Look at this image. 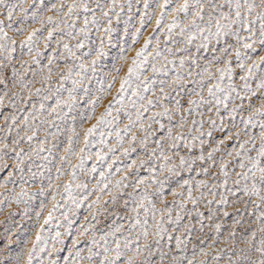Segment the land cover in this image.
I'll use <instances>...</instances> for the list:
<instances>
[{
  "label": "rangeland",
  "instance_id": "obj_1",
  "mask_svg": "<svg viewBox=\"0 0 264 264\" xmlns=\"http://www.w3.org/2000/svg\"><path fill=\"white\" fill-rule=\"evenodd\" d=\"M38 2L39 0H37ZM64 2L70 3L71 0H64ZM159 2H162V0H159ZM179 2L182 3L183 0H179ZM29 3H31V0H27L24 7L27 8ZM59 3L60 0H44L45 6L40 10L39 17L36 20L29 18L24 21L23 25H13V28L23 27L24 31L22 33L8 31V35L16 41V44L15 51L11 53L13 59L6 69V73L11 76L13 68L18 73L17 83L13 87L10 82L9 87L12 92H19L28 103H21L20 98L16 97V108L13 109L7 106L9 105V98H5L4 115H15L17 117V124L12 125L10 133L4 124L3 116L0 115V129H3L0 130V144L7 142L9 149H11L13 147L12 139L19 140L20 137H25L15 146V150L18 152L23 149L26 154L24 156L25 163L22 166L24 171H14L11 179L8 178V173L13 172L11 165L16 162L15 152L9 150L7 155H4L3 159L0 160V165L4 163L10 165V167L0 171V261H3V264H26L27 254L41 228L44 229L42 235L47 240L49 249L52 248V237L55 236L56 232L59 231L62 234L60 239L64 241L65 251L60 255L65 256L67 255L66 249L71 247L72 239L83 241L92 238L93 235L99 239L101 233L109 232L119 224H124L126 227L127 217L130 213L125 210L124 202L128 199L127 194L132 192L133 189L132 187L124 188L123 185L134 184L137 179L143 178L146 184L140 185L139 191L147 187L148 192L151 193L158 187V185L148 186L152 177V173L149 171L151 168L156 169L155 175L157 178L163 180L165 177H169L165 181V195L163 197L169 203L173 200L171 192L182 191L180 184L184 180H191L194 183L196 180L209 179L203 174L196 175V172L200 169L199 161L193 165L194 171L191 172L188 171L187 167H178L177 175L167 172L161 173L159 166L164 161L158 159L160 149L154 143V140L159 138V133L155 137L149 136L146 146L140 144V139L143 138L144 133L140 131L139 125L133 127L127 135L123 133L122 130L129 124L128 116L125 113L130 112L132 120L136 119L135 109L131 106V101L135 97L131 95V90L125 94L122 104H114L111 116L106 117L108 123L101 125L97 132L89 138L90 142L87 147H85L84 132L97 123L101 114L108 107V102L117 96L120 80L126 75L127 68L135 58L136 51L143 46L144 40L148 36H153V45L148 49L149 62H152L155 56L154 49L157 39L159 40V49L164 53V56H167L168 60L176 61L175 67L171 64L167 66V75L161 73L155 76L157 83L154 87L157 89L158 96V90L161 86L160 81L168 82L164 85V88L165 92L169 93V98L162 100V103L169 109L175 107L177 99L181 101L185 108L188 107V99H199L191 91L192 88L196 87L195 84H189L187 91L177 89L175 92L169 85L175 78L176 73L186 77L185 83L190 80H198L199 77L196 74L202 72L204 67L209 65L213 55H220L218 51L214 52L213 49L221 47L222 42L218 45L215 38H212L208 42V50L201 49L197 53V45L201 43V40L197 38L190 47L191 59L187 58L188 53H176L173 56L166 52L165 48L175 49L177 45L172 43L165 45L166 29L165 31L153 32L155 16H153L150 23L141 28L140 17L144 11L143 0H131V10L128 7L129 0H117L118 6L115 13L119 15L110 14L111 25L99 12L96 13L98 22L93 24L92 14L89 13L86 34L79 32V29L84 27L85 14L83 12H80L79 19L73 17L76 25L74 29L68 28L64 24L53 25L47 23L48 16H52L54 20L58 19L57 13L49 11V9L52 4L59 6ZM92 6L95 7L94 4ZM138 8L139 11H137ZM148 11L158 13L159 9L153 3ZM171 19L172 15L166 16L164 25L169 24ZM108 28H111V31H106ZM37 29L39 31L36 32L31 45L25 44L24 47H21V41H26L27 36ZM137 29H141L140 35L133 42ZM49 31L53 33L50 39L48 38ZM69 33L72 34L69 35ZM174 39L181 41L179 47H184L180 36L174 35ZM230 42L234 43V40ZM78 43H82L83 47H76ZM65 44L69 46L70 51L65 49ZM101 51L103 55H100ZM6 55L7 53H0V56ZM181 55L185 56L183 68L179 66ZM164 56L157 59L158 66L159 63L164 62ZM255 58L253 56V59ZM192 60H195V64L192 63ZM93 61H95L94 65ZM247 63L251 64L252 61H247ZM220 66L222 65L213 64L210 70L215 72V69ZM233 67L235 68V61H233ZM117 68L120 69L119 73L116 72ZM189 70L192 72L191 77L187 76ZM245 74L246 70L241 72L236 68V74L232 81L238 91H241V95H244L241 90L243 81L239 77ZM147 75L151 76L150 64ZM20 77H23V81L28 85V88H20ZM113 77L116 78V82L109 89L108 85L112 82ZM261 78H264V66L256 70L254 78L249 81L254 90ZM204 80L209 84L215 82L214 80L209 81L207 76L204 77ZM74 81L77 83L74 84ZM135 83H139V81ZM228 83L229 81L226 79L224 84L227 85ZM36 89L41 90L39 94H36ZM86 89L87 91H85ZM4 91L3 87L0 86V96L4 95ZM29 92L32 93L31 97H29ZM177 92H179V95H177ZM261 92H264V90H259L257 96ZM142 94L150 98L152 95L151 93ZM203 95L205 99H210L207 88L204 89ZM233 96H235V93ZM97 97L100 99L93 111L91 102L96 100ZM57 100L60 101L59 105H57ZM252 103L254 107L249 109L248 100L245 99L244 109L237 111L234 119L229 115V112L233 106L240 104L239 100H230L228 110H225L221 105L220 117L216 115L215 108L212 105L201 104L199 106L192 117L189 118L188 126H190L191 119L197 121L203 119L205 124L202 130L204 132L212 131L211 138L202 137L205 141V155H207V151L216 146L221 138L226 137L229 133L240 131V142L248 139V136L244 135L243 121L250 115H254L256 109L261 107L257 97H253ZM32 104H35V108H32ZM41 104L44 105L43 109L40 108ZM209 108H212V111H209ZM162 110L158 105L150 112L145 113V118L151 115L152 112ZM29 112L33 113V116L29 119V124L35 130V136L31 141H28L26 137L32 135V131L24 129L22 123ZM88 117H91V119H88ZM221 117L223 118V125H221ZM178 118V116L173 117L174 120H178ZM209 118L216 120V128H212L208 122ZM254 120L259 122L261 118L254 116ZM162 122L165 125L168 124L166 118ZM11 123V120H9L8 124L11 125ZM145 123H147L146 120ZM18 127L22 129L19 134H17ZM157 127V125H153V129L150 131L155 130ZM73 129H75V134ZM117 130H121L122 142L117 140ZM247 131L249 136L256 135L258 137L260 129L259 127L252 128L249 126ZM133 135L136 136L135 143L132 142ZM192 135H198V133L193 132ZM70 138L72 140L71 145L69 144ZM188 143H193L190 137ZM236 143L235 139L229 141V150ZM256 144L259 146V139L256 140ZM69 147L73 149V153L66 151ZM247 147H251V145L249 144ZM82 148L84 149L83 152H81ZM133 148H135V151H132ZM110 149L114 150L110 151ZM199 149V140L195 141V148L191 152L185 149L183 143H181L179 154L191 158L199 154ZM126 150L127 154H125ZM164 150L167 155L172 156V151L167 146ZM153 152H155V155H153ZM252 154L255 155V152ZM65 156L67 159H61ZM214 156L217 166L211 168V173L215 174V179H209V184L223 179L222 174H217L219 162L222 158L224 160L230 159L224 156L222 152L214 153ZM82 159L83 163L81 164ZM141 162H143V167H141ZM172 164H178V157H173ZM130 165L131 167H129ZM93 167H95V171L92 170ZM73 173H75V179H73ZM101 173H103V178ZM125 177L127 179H124ZM229 177V187L231 188L233 187L231 166ZM117 181H122L120 187L116 186ZM69 184L71 188L66 191L65 185ZM105 184L108 185L107 189L101 191ZM203 191L206 199H212L207 195V189H203ZM220 191L223 192V189H220ZM53 196H55V199H53ZM113 196L116 197L115 203L111 202ZM98 197L99 202L97 203ZM176 199L179 201L180 197ZM105 201L109 202L106 204ZM54 205L57 206L55 211H53ZM156 206L157 208L162 207L160 199L156 200ZM212 207L215 209L217 205L214 204ZM188 208H192L190 203ZM200 210H204L203 201ZM227 210L229 212L233 211L231 207H228ZM178 211L179 208H174L173 218ZM248 212H251V205H249ZM49 213L52 214L53 218L49 224L45 225L44 221ZM92 216H95L96 219L92 220ZM86 217L87 220H85ZM236 219H240L242 222L235 224L234 220ZM210 223L213 228L215 223H221L222 234L218 237L219 243L212 249L205 246V250L209 252L208 257H197L198 260L207 259L208 264H227L232 250L229 245L234 242L233 239L229 238L230 231L235 230L234 240L239 241L245 229L258 227L255 217L249 216L247 212L243 217L235 215L223 217L221 214H217L213 222L205 220L204 232L216 236L215 232L209 228ZM89 225H94V227L90 228L87 235H80L79 233L83 231V228ZM199 228V224H196L197 232H199ZM69 231L72 234L71 236L67 235ZM176 234L179 235V233ZM194 243H196L195 239L188 244L189 256H191ZM5 245H8V247L6 248ZM56 247L60 248L61 245L57 243ZM221 249L224 250L221 253L222 259L214 261L212 255ZM232 258L236 259V257ZM44 259L45 264H47V257L44 256ZM33 264H40V262L39 260H33ZM60 264H63L62 259Z\"/></svg>",
  "mask_w": 264,
  "mask_h": 264
},
{
  "label": "snow or ice",
  "instance_id": "obj_2",
  "mask_svg": "<svg viewBox=\"0 0 264 264\" xmlns=\"http://www.w3.org/2000/svg\"><path fill=\"white\" fill-rule=\"evenodd\" d=\"M25 3H27V0H0V53H7L6 56H0V86L5 90L4 95L0 96V115L3 116L4 124L9 133L12 130V125L17 124V117L15 115H4L5 98H9V105L7 106L13 109L16 108V97L20 98L21 103L27 104L28 101H25L19 92H12L9 87L10 82L13 87L17 83L18 73L15 68L12 69L11 76L6 73V69L13 59L11 53L15 51L16 44V41L8 35V31L22 33L24 31L23 27L13 28V25H23L24 21L29 18L36 20L39 17L40 10L45 6L44 0H39L38 3L37 0H31L27 8L24 7ZM153 3L159 9L158 13L156 11L151 13L148 11L153 6ZM93 4L95 7L92 6ZM117 6V0H71L70 3L60 0L59 6L52 4L49 9V11L57 13L58 19L54 20L52 16H48L47 23L53 25L64 24L66 27L74 29L76 27L75 19H79L80 12H83L85 14L84 27L80 28L79 32L86 34L89 13L92 14L93 24L98 22L96 13L99 12L101 16L106 18L107 23L111 25L110 14L119 15L115 13ZM128 7L131 10V0H129ZM143 9V14L140 17L141 28L150 23L153 16H155L153 32L165 31L166 29L165 45L169 43L177 45L175 49L165 48V51L169 54L175 56L176 53H188L187 58L191 59L190 47L194 40L197 38L201 40V43L196 48L197 53H199L201 49L208 50V42L215 38L218 45L222 42L221 47L213 49L214 52L218 51L220 55H213L209 65L205 66L202 72L196 74L199 77L198 80H190L185 83L186 77L176 73L169 87H172L174 92L177 89L187 91L189 84H195L196 87L192 88L191 91L199 99H188L187 108L177 99L175 107L169 109L162 103V100L169 98V93L165 92L164 88V85L168 82L160 81L161 86L158 90V96L157 89L154 87L157 83L155 76L161 73L167 75V66L171 64L175 67L176 61L168 60L167 56H164V53L159 49V40L157 39L154 49L155 56L152 62H149L148 49L153 45V36L150 35L145 38L143 46L136 51L135 58L127 68L126 75L120 80L117 96L108 102V107L101 114L97 123L85 130V147L88 146L89 138L97 132V129L101 125L108 123L106 117L111 116L114 104H122L125 94L131 90V95L135 97L131 101V106L135 109L136 119L132 120L131 113L126 112L125 115L128 116L129 124L122 131L127 135L133 127L139 125L140 131L144 133L143 138L140 139V144L144 146L147 145L149 136L155 137L159 133V138L155 139L154 143L160 149L158 159L164 161L159 166L161 173L167 172L177 175L178 167H187L188 171L191 172L194 171L193 165L199 161L200 169L196 172V175L200 176L203 174L205 177L214 180L215 174L211 173V168L217 166L214 153L222 152L224 156L230 158L227 160L222 158L219 162L217 174H222L223 179L211 184H209V179L196 180L194 183L191 180H184L180 184L182 191H172L173 200L169 203L163 198L165 195V181L169 177H165L163 180L159 179L155 175L156 169L151 168L149 171L152 173V177L148 186L158 185L151 193L148 192L147 187L139 191V186L146 184L143 178L137 179L134 184L123 185L124 188L132 187L133 189L132 192L127 194L128 199L124 202L125 210L130 213L127 217L128 223L126 227L124 224H119L111 231L101 233L99 239L95 235L83 241L72 239L71 247L66 249L67 255L65 256L60 255V253L65 251L64 241L60 239L62 234L59 231L56 232L55 236L52 237V248L49 249L47 240L42 235L44 229L41 228L27 254L26 264H33V260H39L40 264H45L44 256L47 257V264H60L61 259L63 264H208L207 259L198 260L197 257H208L209 252L205 250V246L208 249H212L219 243L218 237L222 234V224L215 223L214 228L211 223L209 224V228L216 234V236H211L204 232V221L213 222L217 214H221L223 217L233 215L243 217L246 212L249 216L255 217L258 227L245 229L239 241L234 240L236 236L235 230L229 232V238L233 239L234 242L229 245L232 250L227 264H264V110H262L264 109V92L257 96L259 90H264V78L259 80L255 90L249 83L254 78L255 71L264 66V0H183L182 3L179 0H162V2H159V0H143ZM137 11H139V8ZM168 15H172L171 22L164 25V19ZM37 31L39 30H33L27 36L26 41H21L20 46L31 45ZM106 31H111V28L106 29ZM140 31L141 29H137L133 42L140 35ZM71 34L69 33V35ZM52 35L53 33L49 31L48 38L50 39ZM174 35L182 38L184 47L178 46L181 41L175 40ZM233 40L234 43L230 42ZM64 47L70 51L67 44ZM76 47H83V44L78 43ZM100 55H103L102 51ZM161 56H164V62L159 63L158 66L157 59ZM253 56L256 58L253 59ZM233 61H235V68L233 67ZM247 61H252V63L249 64ZM36 62L38 63V61ZM184 63L185 56L181 55L179 66L183 68ZM192 63L195 64V60H192ZM94 64L95 61H93ZM149 64L151 76L147 75ZM213 64L222 66L217 67L215 72H213L210 70ZM236 68L241 72L246 70V74L239 77L243 81L241 90L244 95H241V91H238V88L232 83ZM116 72L119 73L120 69L117 68ZM187 76H192L191 70L187 72ZM205 76H207L209 81L214 80L215 82L206 83L204 80ZM226 79L229 81L227 85L224 84ZM136 81H139V83H135ZM115 82L116 78L113 77L112 82L108 85L109 89L112 88ZM73 83L77 82L74 81ZM19 85L21 89L28 88V85L23 81V77L19 78ZM205 88H207L210 99H205L203 95ZM40 91V89H36V94H39ZM142 93H151V98ZM234 93L235 96H233ZM31 95L32 93L29 92V97ZM177 95H179V92H177ZM253 97L259 99L261 107L256 109L254 115H250L243 121L244 135L248 136V139L240 142V131L229 133L226 137L221 138L216 146L207 151V155H205V141L202 137L211 138L213 133L212 131L204 132L202 130L205 124L203 119L199 121L191 119L190 126H188L189 118L192 117L193 113L201 104H208L215 108L216 115L220 117L221 105L225 110H228L230 100H239L240 104L233 106L229 112V115L234 119L237 111L244 109L245 99L248 100L249 109L254 107L252 103ZM99 99L97 97L96 100L91 102L93 111ZM59 103L60 101L57 100V105ZM158 105L163 110L152 112L151 115L145 118L144 114L150 112L151 109L156 108ZM32 108H35V104H32ZM40 108L43 109L44 105L41 104ZM209 111H212V108H209ZM32 116L33 113L29 112L22 122L24 129L32 131V135L26 137L28 141H31L35 136V130L29 124V119ZM174 116H178V120H174ZM254 116H259L261 120L256 122ZM165 118L168 121L167 125L162 122ZM88 119H91V117H88ZM220 119L221 125H223V118L221 117ZM9 120L12 122L11 125L8 124ZM145 120L147 123H145ZM208 122L212 128L217 127L216 120L209 118ZM153 125L158 127L150 131L153 129ZM249 126L252 128L259 127L258 137L256 135H248ZM21 130L18 127L17 134ZM73 132L75 134V129H73ZM193 132H197L198 135H192ZM101 135L103 134L101 133ZM116 136L117 140L122 142L121 130L116 131ZM189 137L193 141L192 144L188 143ZM24 139L25 137H20L19 140L12 139L13 147L11 149H9L7 142L0 144V160L3 159L4 155H7L9 150L15 152L16 162L11 165L13 172L8 173L9 179L13 176L14 171H24L22 166L25 163L24 156L26 154L23 149L18 152L15 150V146ZM233 139L237 143L232 145L231 150H229L228 142ZM257 139H259V146L256 144ZM197 140L200 141V149L197 156L189 158L179 154L181 143H183L185 149L191 152L195 148V141ZM135 141L136 136L133 135L132 142L135 143ZM71 143L72 140L70 138L69 144L71 145ZM249 144L251 147H247ZM165 146L172 151V156L166 154ZM113 150L110 149V151ZM66 151L73 153L71 147ZM83 151L84 149L82 148L81 152ZM132 151H135V148ZM253 152H255V155L252 154ZM125 154H127V150ZM153 155H155V152H153ZM173 157H178V164H172ZM61 159H67V157L65 156ZM82 163L83 159L81 160ZM230 166L233 185L231 188L229 187ZM8 167L10 165L4 163L0 165V171ZM141 167H143V162H141ZM92 170L95 171V167ZM101 177L103 178V173H101ZM73 179H75V173H73ZM124 179H127V177ZM121 184L122 181H117L116 186L120 187ZM107 187L108 185L105 184L101 191H104ZM70 188V184L65 185L66 191H69ZM203 189H207V195L212 197V199H206ZM220 189H223V192ZM177 197H180L179 201H177ZM53 199H55V196H53ZM157 199H160L162 205L160 208L156 206ZM202 201L204 202V210H200ZM96 202H99V197ZM108 202L105 201L106 204ZM111 202H116L115 196L111 198ZM189 203L192 205L191 209L188 208ZM214 204L217 205L215 209L212 207ZM249 205H251V212H248ZM56 207L54 205L53 211H55ZM228 207H231L233 211L229 212L227 210ZM174 208H179V211L176 212L173 218ZM257 212L259 213L258 215ZM158 216L159 218H157ZM52 218V214L49 213L44 224H49ZM95 219L96 217L92 216V220ZM85 220H87V217ZM241 222L242 220L240 219L234 220L235 224H240ZM196 224L200 226L199 232H197ZM93 227L94 225L84 227L79 234L87 235L90 228ZM181 229L183 230L181 231ZM176 233H179V235ZM67 235L71 236L72 234L69 231ZM193 239H195L196 243L193 244L191 256H189L188 244L192 243ZM57 243L61 245L60 248L56 247ZM5 247L7 248L8 245H5ZM223 251L221 249L213 254L212 259L220 261ZM232 257H236V259ZM0 264H3V261H0Z\"/></svg>",
  "mask_w": 264,
  "mask_h": 264
}]
</instances>
